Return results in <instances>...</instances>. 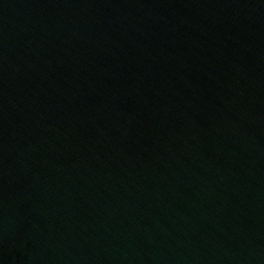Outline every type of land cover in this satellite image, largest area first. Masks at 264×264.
Listing matches in <instances>:
<instances>
[{"label":"water","instance_id":"obj_1","mask_svg":"<svg viewBox=\"0 0 264 264\" xmlns=\"http://www.w3.org/2000/svg\"><path fill=\"white\" fill-rule=\"evenodd\" d=\"M0 264H264V0H0Z\"/></svg>","mask_w":264,"mask_h":264}]
</instances>
